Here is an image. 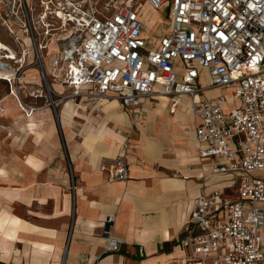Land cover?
<instances>
[{"label": "built area", "instance_id": "built-area-1", "mask_svg": "<svg viewBox=\"0 0 264 264\" xmlns=\"http://www.w3.org/2000/svg\"><path fill=\"white\" fill-rule=\"evenodd\" d=\"M140 1L40 0V21L24 3L23 33L40 59L55 39L56 75L71 87L69 96L89 98L97 113L105 98L137 111L144 98L168 96L175 109L188 96L200 157L221 160L203 170L234 173L238 181L233 194L215 189L196 199L181 241L186 264H264V0H142L167 6L171 17L150 50ZM0 62L1 70L13 68ZM215 88L231 95H205ZM101 169L109 180L129 178L125 155L104 157ZM104 234L109 250L124 242Z\"/></svg>", "mask_w": 264, "mask_h": 264}, {"label": "crops", "instance_id": "crops-1", "mask_svg": "<svg viewBox=\"0 0 264 264\" xmlns=\"http://www.w3.org/2000/svg\"><path fill=\"white\" fill-rule=\"evenodd\" d=\"M36 70L28 77L36 80ZM84 99L91 108L84 116L58 120L36 111L31 124L29 117L18 120L20 108L10 95L0 101L9 107L0 117V245L19 250L11 258L0 247V264H186L181 241L190 233L196 199L215 189L233 194L238 175L217 172L211 180V171L203 170L221 160L200 157L188 96L175 109L168 96L144 98L139 110L146 116L118 99L124 110L103 100V114L96 115L89 98L78 106ZM73 100L66 103L71 112ZM180 109L187 110L182 119L192 131L174 120ZM122 111L126 120L111 117ZM184 133L192 147L182 142ZM118 155L127 158L129 178L109 180L102 159ZM105 230L124 240L118 250H109Z\"/></svg>", "mask_w": 264, "mask_h": 264}, {"label": "rangeland", "instance_id": "rangeland-1", "mask_svg": "<svg viewBox=\"0 0 264 264\" xmlns=\"http://www.w3.org/2000/svg\"><path fill=\"white\" fill-rule=\"evenodd\" d=\"M24 3H26L28 6H31V8L34 10L35 19L37 21H40V0H0V38L10 49V53L8 54L9 57L7 56L4 58L2 56L0 61L5 60L8 64H12L13 68L17 69L15 72H10L13 70V68L7 71L0 70V72H7V74H9L4 75L3 78H0V101L4 100L7 96L10 95L16 101L15 105L20 108L18 120L29 117V124L33 122V116L36 111L39 112L37 115L38 117L44 118L45 112H47L46 110H48L49 112H52L53 117L57 118L58 120H61L62 115L72 117L84 116L86 112L90 113L91 108L85 107V105L88 106L87 104H89V100L84 99V106L79 107L78 104L81 103L80 98H78L77 100H73V103L76 107L74 111L71 112L70 107L67 105L69 104L67 103L69 99H74L69 96L71 94V88H66V83H63L62 85L60 81L55 80L56 77L49 75L47 72L48 60L52 62L54 51L56 52L58 50V44L54 41L55 39L49 43L48 48L40 52L42 55V58L40 59L38 53L35 50L34 43L29 40L30 38L27 34H23L22 31L24 28V19L26 14L23 8ZM137 9L141 13L140 17L144 22L143 34L147 40L148 50L157 48L161 35L163 33H166L167 29L171 25V17L169 15L167 6H163L159 9H154L148 3H145L141 0ZM147 11L151 14V16L147 15ZM146 19H150L152 21L153 27H150L149 24L147 25L145 23L147 21ZM38 27L39 30L43 29L41 23L38 24ZM24 50L28 51L24 60V64L18 63L17 60L22 58L21 55H23ZM32 68L37 69L36 80L35 77H28V74H30V70ZM201 83L207 84L205 73L203 75V79H201ZM29 86H34L35 88L30 89ZM54 87L59 89L60 91H57V89H55ZM14 89L16 91V95L12 94ZM210 91L209 92L211 95L215 93H228L229 95H231V92L228 88H222L221 91L210 89ZM104 100H106L105 102H107V106L111 108L113 107L112 98ZM159 101L161 100L159 99L158 102ZM154 106H157V102L154 103ZM0 107L1 117L4 115L5 110L9 107L5 108L1 104ZM78 108L79 111H77ZM28 109L30 111L29 113ZM119 109L124 110L122 106H120ZM98 113L102 115L103 111L101 110ZM98 113L95 112L94 114L97 115ZM185 120H187V117H185ZM189 122L191 121L189 120ZM0 127H4L1 122ZM38 132L39 134H41V131ZM183 136L184 139L182 140V142L185 143V141H187L186 143H188L192 147L195 142L190 139V134L186 133L183 134ZM184 146L186 147V145ZM185 150L186 149H182L180 154H183ZM195 162H197V158L195 159ZM217 175L218 174L211 171L209 177L211 180H213ZM224 178L227 179L229 177H222L218 180ZM234 178L236 179V177Z\"/></svg>", "mask_w": 264, "mask_h": 264}, {"label": "bare ground", "instance_id": "bare-ground-1", "mask_svg": "<svg viewBox=\"0 0 264 264\" xmlns=\"http://www.w3.org/2000/svg\"><path fill=\"white\" fill-rule=\"evenodd\" d=\"M145 3H147V2H145ZM149 4V3H148ZM150 5V4H149ZM151 6V5H150ZM152 7V6H151ZM153 8V7H152ZM155 9V8H154ZM147 13V15L148 16H151V14L147 11L146 12ZM147 20V19H146ZM147 21H148V23H147ZM145 23L148 25L149 24V26L150 27H153V23H152V21L150 20V19H148ZM150 29V28H149ZM29 40H31V39H29ZM28 41V40H27ZM53 41V40H52ZM51 42V41H50ZM49 42V43H50ZM49 43L46 45V48H48V46H49ZM53 45V44H52ZM51 45V46H52ZM53 49V48H52ZM57 49V48H56ZM23 50V49H22ZM54 50H55V48H54ZM27 50H24V52H23V55H21V59H18L17 60V62L18 63H23L24 64V60H25V57H26V55H27ZM55 52V51H54ZM10 53V49H9V47L1 40V38H0V59L2 58V56L5 58V57H9V54ZM48 58V57H47ZM48 62H49V64H48V74L49 75H51V76H53V77H56L55 78V80L56 81H60L61 82V84L63 85V83H65V80L63 79V78H59L56 74H57V72H56V70H55V68L53 67V65H52V63H51V61L50 60H48ZM46 70V69H45ZM7 71V70H6ZM4 75H9V74H7V72L6 73H4V72H0V78H3L4 77ZM66 87H67V85H66ZM70 87V86H69ZM211 91H213V90H211ZM210 91V92H211ZM219 91V90H218ZM209 92V93H210ZM16 93V91H15V89H14V91H13V93L12 94H15ZM16 95V94H15ZM160 96H165V95H160ZM105 99H108V98H105ZM110 99V98H109ZM70 100H73V99H69L68 101H67V103H69L70 102ZM20 102V101H19ZM113 108L114 107H118L119 105H120V102L117 100V98L116 97H114L113 98ZM188 102V101H187ZM107 103V102H106ZM186 103V102H185ZM186 104H188V103H186ZM179 106V105H178ZM184 106V105H183ZM186 106V105H185ZM180 107V106H179ZM31 108V107H30ZM178 108V107H177ZM0 109H1V107H0ZM27 111V110H26ZM30 111H29V109H28V113H29ZM185 112H187V110L185 109H180V111H179V113L177 114V115H174V120H180L181 121V128H182V130L183 131H189V130H191L189 127H185V125H184V121H183V119H182V117L184 116V113ZM27 113V114H28ZM175 113V112H174ZM31 116V115H30ZM111 117H115L116 119H119V120H125L126 119V114L125 113H123V111L122 112H113L112 113V115H111ZM187 117V116H186ZM187 125V124H186ZM176 126V125H175ZM180 126V125H179ZM177 128H179L178 126H177ZM180 129V128H179ZM192 131V130H191ZM184 134H186V133H184ZM145 135V134H144ZM220 186V185H219ZM1 196V195H0ZM184 214V213H183ZM5 220H7V219H5ZM8 222H10L11 223V221H12V218L10 219V221H9V219L7 220ZM5 233V232H4ZM3 233V234H4ZM11 233V232H10ZM9 232H6L5 233V235H7V238H14V237H12V235L10 234ZM1 237H3V236H1ZM5 237V236H4ZM6 238V237H5ZM7 240V239H6ZM0 241H2V239L0 238ZM12 241V240H11ZM11 244V243H10ZM9 243H4V244H2L1 243V245H0V247H4V248H6V250L8 249L9 250V252H10V256L9 257H13V256H15V257H17L18 255V253H19V250H18V248L17 249H13V247L12 248H10L11 247V245H10ZM9 245V246H8ZM2 247V249H4ZM13 249V250H12ZM7 250V251H8ZM172 251V250H171ZM174 252H175V250H174ZM173 252V253H174ZM163 253V252H162ZM168 254H170V253H168ZM33 256V255H32ZM6 258H7V256H6ZM36 258V257H35ZM34 258V259H35ZM171 259V258H170ZM185 260V259H184ZM168 261V260H167ZM173 262H174V260H173Z\"/></svg>", "mask_w": 264, "mask_h": 264}]
</instances>
